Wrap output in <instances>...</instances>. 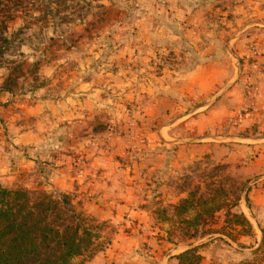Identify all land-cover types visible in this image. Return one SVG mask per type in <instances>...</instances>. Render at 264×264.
<instances>
[{
    "label": "rangeland",
    "instance_id": "374dc122",
    "mask_svg": "<svg viewBox=\"0 0 264 264\" xmlns=\"http://www.w3.org/2000/svg\"><path fill=\"white\" fill-rule=\"evenodd\" d=\"M165 1L0 0V165L101 225L81 264H178L190 242L222 264V233L200 238L222 212L191 241L182 221L251 186L225 160L261 135L264 0Z\"/></svg>",
    "mask_w": 264,
    "mask_h": 264
},
{
    "label": "trees",
    "instance_id": "16d2710c",
    "mask_svg": "<svg viewBox=\"0 0 264 264\" xmlns=\"http://www.w3.org/2000/svg\"><path fill=\"white\" fill-rule=\"evenodd\" d=\"M224 193L227 198L222 205L215 208L212 204L210 207L209 201H201L194 218L182 221L187 224L184 236L188 240L197 236L189 227L197 230L205 215L215 220L217 212L224 216L222 230H208L201 239L212 233H222L234 241L240 235H254L250 221L238 209L242 194L230 201L227 191L222 190ZM192 208L194 204L189 198L175 207L178 215ZM100 228L101 225L76 210L68 194L55 196L46 191L11 190L0 185V264H81L75 260L93 248ZM206 244L190 242L175 259L178 264H200V251Z\"/></svg>",
    "mask_w": 264,
    "mask_h": 264
},
{
    "label": "crops",
    "instance_id": "0c3cea01",
    "mask_svg": "<svg viewBox=\"0 0 264 264\" xmlns=\"http://www.w3.org/2000/svg\"><path fill=\"white\" fill-rule=\"evenodd\" d=\"M259 100L254 123L257 124L258 135L260 133L261 135L253 138L256 145L245 146L246 148L240 153L232 154L225 160L227 163L234 164L235 175L242 180L250 181L251 186L241 198L238 209L250 221L254 235H240L235 241L222 235V264H264V258H261L264 249L262 246L264 239V93L260 95ZM38 136L35 130L23 132L17 130L11 139L16 145H33ZM7 170L8 167L0 165V184L10 188L11 184L8 183V179H5L8 174ZM13 176L9 178L11 179ZM210 244L209 247L207 246L200 251L202 255L200 264H212L214 261H220L219 253L216 252L214 255L213 244ZM171 252L169 258L173 257L177 251L173 249ZM87 264L118 263L110 260V257L106 259L103 253H99Z\"/></svg>",
    "mask_w": 264,
    "mask_h": 264
},
{
    "label": "built area",
    "instance_id": "2783aa9c",
    "mask_svg": "<svg viewBox=\"0 0 264 264\" xmlns=\"http://www.w3.org/2000/svg\"><path fill=\"white\" fill-rule=\"evenodd\" d=\"M160 2H161L162 4H165L166 1H165V0H160Z\"/></svg>",
    "mask_w": 264,
    "mask_h": 264
}]
</instances>
